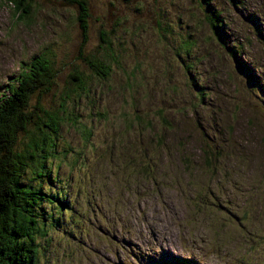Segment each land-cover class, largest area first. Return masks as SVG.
I'll return each mask as SVG.
<instances>
[{"label": "rangeland", "instance_id": "1", "mask_svg": "<svg viewBox=\"0 0 264 264\" xmlns=\"http://www.w3.org/2000/svg\"><path fill=\"white\" fill-rule=\"evenodd\" d=\"M88 1L83 53L99 51L105 30L116 60L91 85L97 112L88 101L67 115L89 134L70 121L62 128L69 149L45 181L60 201L42 202L59 220L49 221L36 264H264V0ZM209 9L221 11L229 44H244L245 71L214 38ZM75 15L72 3L31 0L18 20L2 0L0 95L40 53L57 70L52 94L76 89L73 75L88 72Z\"/></svg>", "mask_w": 264, "mask_h": 264}, {"label": "trees", "instance_id": "2", "mask_svg": "<svg viewBox=\"0 0 264 264\" xmlns=\"http://www.w3.org/2000/svg\"><path fill=\"white\" fill-rule=\"evenodd\" d=\"M8 1L16 19L29 16L31 0ZM61 1L76 6L75 19L80 33L78 56L87 66L84 70L88 73L87 77H83L82 73L73 75L75 81L72 83L76 89H69L63 95L59 91L58 95L52 94L57 70L52 67L51 58L40 53L21 61L19 71L9 77L4 85L5 92L0 95V264H36L41 240L48 235L49 221L59 220L54 214L55 209L47 211L42 202L53 206L54 202L60 201L45 181L53 178L51 167L59 156L58 152L69 149L62 128L70 121L72 129L83 135L89 134L84 124L79 126L78 119L69 120L67 115L76 118L79 116L78 109L88 101L91 111L97 112L99 104L94 100L96 91L91 100L89 96L91 85L94 80H106L111 72L110 63L116 60L105 30H100L98 34L99 51L83 53L90 34L89 1ZM231 1L235 6L239 3L238 0ZM221 15V11L209 9L206 14L208 25L225 53L236 61L240 70L245 71L246 65L238 57L244 44H229L230 34L225 31L227 28ZM257 34L261 36L259 30ZM185 42L190 43V40ZM178 66L183 72H188L192 67L182 62ZM247 75L252 78L249 72ZM169 86L178 89L176 84ZM193 86L200 89L197 95L199 103L203 102L202 86L195 83ZM124 87L132 88L129 79L123 84ZM50 94L57 96L56 100L46 101ZM161 120L164 124L170 123L163 115ZM147 167L153 173L155 165L149 164ZM175 260L180 264H197L189 258L176 257Z\"/></svg>", "mask_w": 264, "mask_h": 264}, {"label": "bare ground", "instance_id": "3", "mask_svg": "<svg viewBox=\"0 0 264 264\" xmlns=\"http://www.w3.org/2000/svg\"><path fill=\"white\" fill-rule=\"evenodd\" d=\"M151 257V256H150ZM152 259H154V258H152ZM155 260V259H154Z\"/></svg>", "mask_w": 264, "mask_h": 264}]
</instances>
